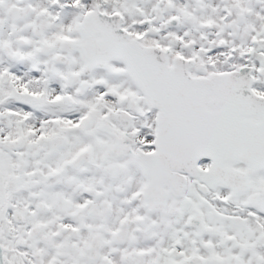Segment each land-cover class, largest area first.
I'll use <instances>...</instances> for the list:
<instances>
[{"label":"snow or ice","instance_id":"obj_1","mask_svg":"<svg viewBox=\"0 0 264 264\" xmlns=\"http://www.w3.org/2000/svg\"><path fill=\"white\" fill-rule=\"evenodd\" d=\"M0 264H264V0H0Z\"/></svg>","mask_w":264,"mask_h":264}]
</instances>
